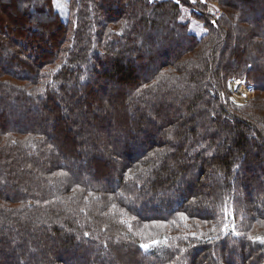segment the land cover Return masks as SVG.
<instances>
[{"label": "trees", "instance_id": "16d2710c", "mask_svg": "<svg viewBox=\"0 0 264 264\" xmlns=\"http://www.w3.org/2000/svg\"><path fill=\"white\" fill-rule=\"evenodd\" d=\"M207 1L0 0V264H264V0Z\"/></svg>", "mask_w": 264, "mask_h": 264}, {"label": "built area", "instance_id": "2783aa9c", "mask_svg": "<svg viewBox=\"0 0 264 264\" xmlns=\"http://www.w3.org/2000/svg\"><path fill=\"white\" fill-rule=\"evenodd\" d=\"M236 83L237 85L234 92L232 93V98H234L236 103L244 104L253 97V89L241 81H236Z\"/></svg>", "mask_w": 264, "mask_h": 264}, {"label": "rangeland", "instance_id": "374dc122", "mask_svg": "<svg viewBox=\"0 0 264 264\" xmlns=\"http://www.w3.org/2000/svg\"><path fill=\"white\" fill-rule=\"evenodd\" d=\"M215 5L218 7V11L217 12H215L217 9H215ZM205 10L206 11H208V13L210 14V16H212V18L217 22V19L219 18V16L221 15V13H222V10H221V8L219 7V4H218V2H216V1H213V3L212 2H209V3H206V6H205ZM217 15V16H216ZM216 26V25H215ZM244 39V38H243ZM241 81V80H240ZM236 85H237V83H236V79H231V81H228V83H227V89H228V91H229V93H230V96H231V98H232V93L234 92V90H235V88H236ZM230 98V99H231ZM232 102H235L234 101V98H232ZM236 103V102H235ZM236 105H238V103L236 104ZM243 105V104H242ZM240 106V105H239ZM52 260V258H49V261H51Z\"/></svg>", "mask_w": 264, "mask_h": 264}, {"label": "bare ground", "instance_id": "6f19581e", "mask_svg": "<svg viewBox=\"0 0 264 264\" xmlns=\"http://www.w3.org/2000/svg\"><path fill=\"white\" fill-rule=\"evenodd\" d=\"M213 1H216V0H212V1H209V2H212V3H213ZM209 2L207 1V3H209ZM216 2H217V1H216ZM215 9H217V10L215 11V12H217V11H218V7H217L216 5H215ZM207 12H208V11H207ZM216 16H217V15H216ZM212 23H213V25H216V21H215L213 18H212ZM236 81H240V80H236ZM241 82H243V81H241ZM243 83H244V82H243ZM244 84H245V83H244ZM248 86H249V85H248ZM250 87H251V86H250ZM251 88H252V87H251ZM252 89H253V88H252ZM253 92H254V90H253ZM253 96H254V95H253ZM230 98H231V96H230ZM252 98H253V97H252ZM252 98H251V99H252ZM231 100H232V98H231ZM249 100H250V99H249ZM249 100H248V101H249ZM232 101H233V100H232ZM248 101H247V102H248ZM247 102H246V103H247ZM234 103H235V102H234ZM235 104H237V103H235ZM244 104H245V103H244ZM244 104H243V105H244ZM238 105H242V104H238Z\"/></svg>", "mask_w": 264, "mask_h": 264}, {"label": "snow or ice", "instance_id": "6c2138e0", "mask_svg": "<svg viewBox=\"0 0 264 264\" xmlns=\"http://www.w3.org/2000/svg\"><path fill=\"white\" fill-rule=\"evenodd\" d=\"M201 2H203V0H201ZM259 239L261 240V242H264V238H259ZM154 243H158V241L154 242ZM141 247L144 249H147V248H149V245L148 244H142Z\"/></svg>", "mask_w": 264, "mask_h": 264}]
</instances>
